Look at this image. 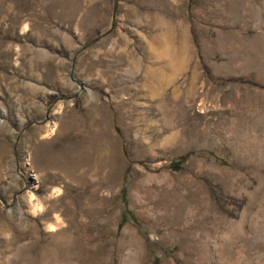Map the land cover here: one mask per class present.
Returning <instances> with one entry per match:
<instances>
[{"label":"rangeland","instance_id":"obj_1","mask_svg":"<svg viewBox=\"0 0 264 264\" xmlns=\"http://www.w3.org/2000/svg\"><path fill=\"white\" fill-rule=\"evenodd\" d=\"M0 264H264V0H0Z\"/></svg>","mask_w":264,"mask_h":264},{"label":"bare ground","instance_id":"obj_2","mask_svg":"<svg viewBox=\"0 0 264 264\" xmlns=\"http://www.w3.org/2000/svg\"><path fill=\"white\" fill-rule=\"evenodd\" d=\"M167 73V72H166ZM165 73V74H166ZM170 73V72H169ZM150 75H151V78L153 79V80H155L156 82H158L159 84H161V81L162 80H160V78L162 77L163 79H164V76L162 75V73L161 72H158V71H152V69H150V73H149ZM160 74V75H159ZM160 77V78H159ZM163 82V81H162ZM169 83V82H168ZM159 84H156L157 86L159 85ZM164 85V84H163ZM154 87V90H156L158 87ZM161 87H162V85H161ZM152 88V87H151ZM160 90V89H159ZM161 91V90H160ZM158 92V91H157Z\"/></svg>","mask_w":264,"mask_h":264}]
</instances>
